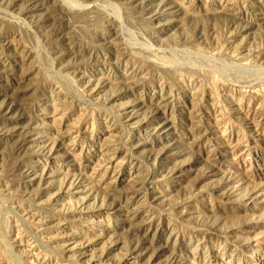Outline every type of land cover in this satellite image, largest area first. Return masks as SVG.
Listing matches in <instances>:
<instances>
[{"label": "rangeland", "instance_id": "rangeland-1", "mask_svg": "<svg viewBox=\"0 0 264 264\" xmlns=\"http://www.w3.org/2000/svg\"><path fill=\"white\" fill-rule=\"evenodd\" d=\"M0 264H264V0H0Z\"/></svg>", "mask_w": 264, "mask_h": 264}, {"label": "bare ground", "instance_id": "bare-ground-1", "mask_svg": "<svg viewBox=\"0 0 264 264\" xmlns=\"http://www.w3.org/2000/svg\"><path fill=\"white\" fill-rule=\"evenodd\" d=\"M84 11H74L73 13H72V15L75 17V18H77V17H80V16H84Z\"/></svg>", "mask_w": 264, "mask_h": 264}]
</instances>
